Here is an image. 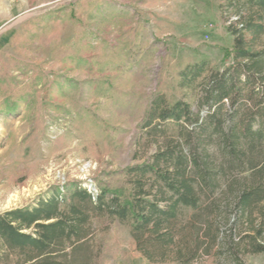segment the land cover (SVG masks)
<instances>
[{
	"label": "rangeland",
	"instance_id": "374dc122",
	"mask_svg": "<svg viewBox=\"0 0 264 264\" xmlns=\"http://www.w3.org/2000/svg\"><path fill=\"white\" fill-rule=\"evenodd\" d=\"M220 3L0 0V213L78 184L127 196L125 169L163 146L144 127L151 99L195 109L200 94L182 89L179 73L231 61L235 17ZM93 226L96 264H173L147 261L126 223L102 217ZM226 232L188 264H236ZM242 259L264 264V253Z\"/></svg>",
	"mask_w": 264,
	"mask_h": 264
},
{
	"label": "trees",
	"instance_id": "16d2710c",
	"mask_svg": "<svg viewBox=\"0 0 264 264\" xmlns=\"http://www.w3.org/2000/svg\"><path fill=\"white\" fill-rule=\"evenodd\" d=\"M220 8L235 17L231 61L179 73L180 87L200 94L195 109L184 99H151L144 127L163 146L125 169L127 196L78 184L1 212L0 263L96 264L93 224L102 217L128 224L149 262L209 255L222 225L236 264L264 253V0H221Z\"/></svg>",
	"mask_w": 264,
	"mask_h": 264
}]
</instances>
